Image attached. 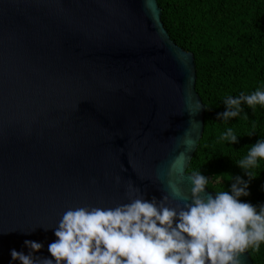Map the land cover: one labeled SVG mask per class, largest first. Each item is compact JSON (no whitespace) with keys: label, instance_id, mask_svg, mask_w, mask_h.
I'll use <instances>...</instances> for the list:
<instances>
[{"label":"water","instance_id":"95a60500","mask_svg":"<svg viewBox=\"0 0 264 264\" xmlns=\"http://www.w3.org/2000/svg\"><path fill=\"white\" fill-rule=\"evenodd\" d=\"M161 16L156 0H0V264L25 240L49 256L68 209L191 201L205 108Z\"/></svg>","mask_w":264,"mask_h":264},{"label":"clouds","instance_id":"9594fccd","mask_svg":"<svg viewBox=\"0 0 264 264\" xmlns=\"http://www.w3.org/2000/svg\"><path fill=\"white\" fill-rule=\"evenodd\" d=\"M223 104L216 119L227 122L240 117L244 105L264 107V90L228 96ZM220 139L238 143L231 127ZM261 160L264 139L236 165L243 176H232L229 190L214 196L202 195L209 177L191 174V201L175 207L168 206L167 197L159 202L138 197L115 207L68 209L53 228L49 256L36 255L43 243L25 240L27 253L11 249L9 264H241L239 254L264 244V204L240 199L250 195V183L258 178L252 170ZM170 188L179 195L175 184Z\"/></svg>","mask_w":264,"mask_h":264},{"label":"trees","instance_id":"16d2710c","mask_svg":"<svg viewBox=\"0 0 264 264\" xmlns=\"http://www.w3.org/2000/svg\"><path fill=\"white\" fill-rule=\"evenodd\" d=\"M170 39L194 56L195 90L204 105V130L187 172L209 177L207 189L227 191L232 176H243L236 166L252 144L264 139V107L244 105L240 117L218 121L226 97L264 90V0H156ZM247 118H244V114ZM231 127L238 143L220 139ZM251 134V136H250ZM253 205L264 204V160L252 170ZM247 179V177H244ZM253 264H264V244L247 249Z\"/></svg>","mask_w":264,"mask_h":264}]
</instances>
